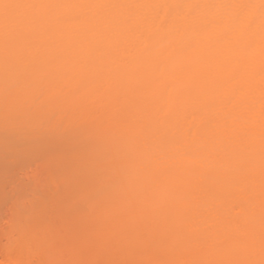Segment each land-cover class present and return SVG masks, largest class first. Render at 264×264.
Masks as SVG:
<instances>
[{
	"label": "bare ground",
	"instance_id": "bare-ground-1",
	"mask_svg": "<svg viewBox=\"0 0 264 264\" xmlns=\"http://www.w3.org/2000/svg\"><path fill=\"white\" fill-rule=\"evenodd\" d=\"M0 3V107L48 184L0 264H264L261 0Z\"/></svg>",
	"mask_w": 264,
	"mask_h": 264
},
{
	"label": "rangeland",
	"instance_id": "rangeland-1",
	"mask_svg": "<svg viewBox=\"0 0 264 264\" xmlns=\"http://www.w3.org/2000/svg\"><path fill=\"white\" fill-rule=\"evenodd\" d=\"M9 110L8 105L0 107V150L4 152L0 153V244L12 242L16 239L17 230L22 228V231L38 236L42 234L43 190L45 193L48 189L47 181L43 179V133L40 124L34 121L28 123L24 114L19 116ZM67 213L70 215L69 211L65 215ZM21 218L24 226L21 225L24 222L19 221ZM47 219L49 216L45 224L50 225L52 220Z\"/></svg>",
	"mask_w": 264,
	"mask_h": 264
},
{
	"label": "snow or ice",
	"instance_id": "snow-or-ice-1",
	"mask_svg": "<svg viewBox=\"0 0 264 264\" xmlns=\"http://www.w3.org/2000/svg\"><path fill=\"white\" fill-rule=\"evenodd\" d=\"M14 7H23V5H13L7 3H0V8L5 10V19H7V10ZM260 8L262 13H264V0H261Z\"/></svg>",
	"mask_w": 264,
	"mask_h": 264
}]
</instances>
